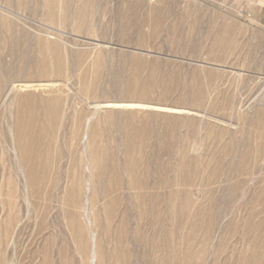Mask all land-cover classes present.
Returning <instances> with one entry per match:
<instances>
[{
	"label": "rangeland",
	"instance_id": "1",
	"mask_svg": "<svg viewBox=\"0 0 264 264\" xmlns=\"http://www.w3.org/2000/svg\"><path fill=\"white\" fill-rule=\"evenodd\" d=\"M0 264H264V0H0Z\"/></svg>",
	"mask_w": 264,
	"mask_h": 264
}]
</instances>
